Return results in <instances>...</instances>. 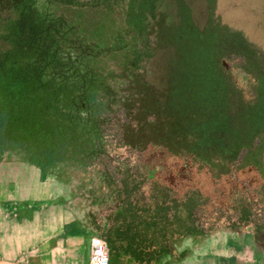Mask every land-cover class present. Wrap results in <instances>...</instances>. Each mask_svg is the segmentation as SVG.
I'll return each mask as SVG.
<instances>
[{"label": "rangeland", "instance_id": "1", "mask_svg": "<svg viewBox=\"0 0 264 264\" xmlns=\"http://www.w3.org/2000/svg\"><path fill=\"white\" fill-rule=\"evenodd\" d=\"M36 4L51 15L43 24L0 11V50L13 47L28 71L45 67L55 91L38 104L29 86H0V106L38 120L39 138L55 139L52 148L76 157L77 169L127 172L129 185L156 187L169 177L179 187L184 172L204 185L193 212L205 224L238 222H223L234 189L256 200L252 214L261 217L264 0ZM15 21L25 32L16 42ZM33 32L36 45L27 46Z\"/></svg>", "mask_w": 264, "mask_h": 264}, {"label": "crops", "instance_id": "2", "mask_svg": "<svg viewBox=\"0 0 264 264\" xmlns=\"http://www.w3.org/2000/svg\"><path fill=\"white\" fill-rule=\"evenodd\" d=\"M39 131L0 142V264H264L249 222L190 220L183 186L77 169Z\"/></svg>", "mask_w": 264, "mask_h": 264}, {"label": "trees", "instance_id": "3", "mask_svg": "<svg viewBox=\"0 0 264 264\" xmlns=\"http://www.w3.org/2000/svg\"><path fill=\"white\" fill-rule=\"evenodd\" d=\"M4 2L0 5V11L12 10L15 15H18L17 20H20L21 17H36L38 22L43 24V21H47L49 16L48 13L41 14L37 8V0H3ZM19 22V21H18ZM17 22V23H18ZM11 24V27L17 26ZM19 24V23H18ZM10 27V28H11ZM44 27V26H43ZM17 28H19L17 26ZM15 30V29H14ZM11 32V30H10ZM16 31L14 34H17ZM25 33L24 30L19 28V32L17 34V38H15V42L21 37L19 34ZM12 34V33H11ZM35 36L30 34L28 37L23 36L25 38V44L27 46L36 45L34 39ZM28 39V41H26ZM9 44V43H8ZM40 66V64L38 65ZM37 66V67H38ZM36 67V68H37ZM22 67L21 59L16 55H13V47L7 48L5 50H0V86H3L6 90H12V88L23 89L29 86V93H33V99L35 101L41 102L38 99L42 96H46L49 93L55 91V82L53 77H49L44 75L43 71L45 67H38L37 69L32 68L29 71ZM34 69V70H33ZM46 71V69H45ZM48 78L47 80L44 78ZM43 78V79H42ZM57 93V92H56ZM59 93V92H58ZM56 97V95H54ZM13 108L7 106H0V142L4 143L5 140L11 141H21V139H27L28 134L37 133V130H40V122L38 120H33V123L28 124L26 120L23 118L21 114V110L17 109V112L12 111ZM24 131H26V137H23ZM36 135L33 136L35 138ZM46 150L50 149V146L45 148Z\"/></svg>", "mask_w": 264, "mask_h": 264}, {"label": "flooded vegetation", "instance_id": "4", "mask_svg": "<svg viewBox=\"0 0 264 264\" xmlns=\"http://www.w3.org/2000/svg\"><path fill=\"white\" fill-rule=\"evenodd\" d=\"M195 150L204 149V144L200 143L197 140V144L195 145ZM228 155V154H227ZM258 169V168H257ZM168 172V171H167ZM183 181L180 186H183V189L187 192V202L189 205V219L193 220L197 218L196 213L193 212V208L197 207L198 205V196L203 197V188L204 185H200L199 182L196 183L193 178L190 176H186L183 172ZM172 177H169L167 185L172 186L173 188L176 187V184L173 185L174 181L171 180ZM262 181H264V175H261L260 178ZM169 183V184H168ZM175 186V187H174ZM261 188V197L258 198L261 204L262 209V215L260 218H256L252 212H253V203L256 200H253V197L250 198L245 192L240 191L239 193L236 189H234V194L229 198V201L227 203V206L224 208V214L227 219L224 220V223H232L234 220L238 219V222L246 221L250 223L251 227V235L254 238L256 235L257 237H260L263 235L264 237V182L260 184ZM235 225V223L233 224ZM94 237V236H93ZM92 237V238H93ZM92 240V239H91ZM105 242V241H104ZM106 244V243H105ZM107 248V245H106ZM258 249H262L261 246L258 247ZM108 253V250H107ZM109 260V256H108Z\"/></svg>", "mask_w": 264, "mask_h": 264}]
</instances>
